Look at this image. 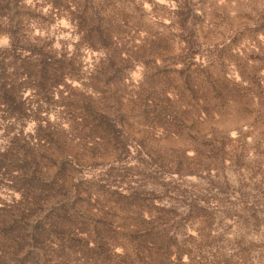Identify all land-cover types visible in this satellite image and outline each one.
Masks as SVG:
<instances>
[{
	"label": "trees",
	"instance_id": "obj_1",
	"mask_svg": "<svg viewBox=\"0 0 264 264\" xmlns=\"http://www.w3.org/2000/svg\"><path fill=\"white\" fill-rule=\"evenodd\" d=\"M33 1L0 0V264H244L247 242L216 244L206 230L229 193L212 173L246 169L236 148L198 126L235 102L243 112L264 106V52L247 74L234 61L239 80L222 77L221 57L205 50L201 59L193 0H171L172 54L171 35L144 23L138 4L155 12L151 0ZM50 18L72 26L71 56L41 37ZM81 47L97 55L84 73ZM136 67L140 79L129 80ZM103 155L113 161L102 165ZM254 167V192L235 190L240 214L223 209L224 221L264 225V166ZM204 171L207 186L182 178ZM193 222L200 239L179 240Z\"/></svg>",
	"mask_w": 264,
	"mask_h": 264
},
{
	"label": "rangeland",
	"instance_id": "obj_2",
	"mask_svg": "<svg viewBox=\"0 0 264 264\" xmlns=\"http://www.w3.org/2000/svg\"><path fill=\"white\" fill-rule=\"evenodd\" d=\"M25 1L28 4L34 2L33 0ZM151 1L153 4H158V6L156 5L155 12L151 11L147 2H145L143 6L138 4L144 14V23H148L146 26L150 25L154 27V29L157 27L158 30L164 32L165 35H171L169 42L166 44L168 47L166 52L172 54L176 52L178 48L177 30L169 26V20L172 18L171 10L174 9V2L171 0ZM192 3L195 4L193 8L195 13L198 14L195 29L197 30V43L200 48L202 61L205 62L207 56L205 50L211 52V54L218 55L221 57V66L228 69V75L226 77L234 81L235 79L236 81L239 80L233 65L234 61L237 60L244 63L245 74L251 71L252 66H257L261 63L255 57L257 54L264 52V0H193ZM126 8L125 11L128 14L135 16L131 7ZM154 21H159L165 24V26L158 27L155 25ZM42 26L44 31L41 33V37L47 36L55 50H65L64 52H68V56H71L74 48L73 44L77 37L69 22L65 19L50 18L46 20ZM36 34L37 32H35L34 35ZM172 34L175 35L174 38ZM6 45V38L1 36L0 47H5ZM80 49L81 54L78 56L80 61L79 66L81 68V73H84L97 63L96 59L94 61L97 55L87 51L83 53V48L81 47ZM243 49L245 52L241 51ZM128 73L129 80L137 81L140 79L141 69L136 67ZM77 90H83V87L79 85ZM256 111H259L263 117L256 114ZM257 117L260 118L257 119ZM214 119L222 120L224 125L231 128L229 138L233 141H236L240 137L237 127L242 125V132L246 133L245 141L251 146V149L247 157L249 163L241 164L246 170L255 165L253 170L256 171L258 169L260 171L259 166H264V154H262L264 150V106H260L257 102H252L250 110L248 112H243L240 109L239 102H235ZM198 130L202 133L208 132L205 130V122L198 126ZM26 132L27 129L24 133ZM1 134L2 132L0 131V135ZM159 143L166 147L179 148L184 146L185 148H189L188 143L183 139H165ZM236 145L237 143H234L233 145L226 146V148L235 149ZM99 161L102 165H107L111 163L113 159L110 155H103V157H100ZM102 165L100 167H103ZM220 167L227 169L226 176L229 180V186L225 185L228 187L229 193L228 197H225L226 199L223 200L224 204H222L223 206L219 208V210L215 211L216 209H211L212 220L206 232L211 234L210 237L212 235L217 236L215 239L216 244L220 239L227 238L232 240L235 235V237H240V239L247 242L251 250L250 255L257 256L255 258L257 263L264 264V225L259 226V228L247 224L240 226V224H233V222L228 219L224 221V215H222L223 209H227L230 216H234V218H236V214H240L241 210L239 209L242 204L240 200L233 197L234 195L232 193L235 190L238 191V188L244 191L245 196H248L249 192L253 193L254 189L252 186L254 184V179H251L252 175L248 174L246 170L240 174L236 172L233 166L225 163L222 166L218 165L215 172L212 173L215 182L223 183L219 176H217ZM182 178L186 181V184L188 183L189 185L198 184L199 186H207L209 181L206 171H204V173L199 172L198 176H182ZM241 180L243 182H241ZM3 199L8 200L7 195H3L2 200ZM167 201L168 200H165L164 203ZM168 204L169 203H167V205ZM212 206H214V204ZM258 210L260 211V208ZM260 215H262V213H260ZM197 226L195 222L186 223L184 226L182 225L180 230H177L178 239L181 240L183 238L190 241L188 238L190 236L192 238L191 241L193 239H196V241L197 239L199 240L200 236L198 237L196 235ZM221 244H223V251L229 252L230 243L221 242Z\"/></svg>",
	"mask_w": 264,
	"mask_h": 264
},
{
	"label": "water",
	"instance_id": "obj_3",
	"mask_svg": "<svg viewBox=\"0 0 264 264\" xmlns=\"http://www.w3.org/2000/svg\"><path fill=\"white\" fill-rule=\"evenodd\" d=\"M22 1L23 0H19V2H22ZM227 75H228V69L223 67L221 70V76L226 78ZM237 128H238L240 137L236 141H233L231 138H229V133L231 131V128L224 125L222 123V120L208 118L205 121V130H207L208 132H212L218 138V140H220L222 144H224V146H229V145H233L234 143H237L235 147H236V152H237L239 161L242 164H248L249 162H248L247 157L251 149V146L248 145L245 141L246 133L242 132V125L238 126ZM180 148L182 152L186 150L184 146ZM226 171H227L226 168L220 167L217 172V176H219V178L222 180L224 184L229 186L228 184L229 180L227 179ZM256 257L257 256H253V255L248 256L244 264H258L257 260L255 259Z\"/></svg>",
	"mask_w": 264,
	"mask_h": 264
}]
</instances>
